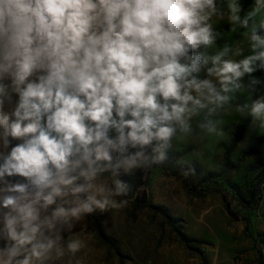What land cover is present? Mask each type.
I'll use <instances>...</instances> for the list:
<instances>
[{"label": "clouds", "instance_id": "clouds-1", "mask_svg": "<svg viewBox=\"0 0 264 264\" xmlns=\"http://www.w3.org/2000/svg\"><path fill=\"white\" fill-rule=\"evenodd\" d=\"M262 12L264 0H0V264L61 259L65 232L128 205L122 175L164 162L194 120L222 136L237 93L256 97L235 107L264 126ZM225 18L247 50L218 45Z\"/></svg>", "mask_w": 264, "mask_h": 264}, {"label": "rangeland", "instance_id": "rangeland-1", "mask_svg": "<svg viewBox=\"0 0 264 264\" xmlns=\"http://www.w3.org/2000/svg\"><path fill=\"white\" fill-rule=\"evenodd\" d=\"M218 4L226 9L227 0ZM213 26L224 33L218 45L240 40L247 50V36L228 30L227 18ZM256 75L264 78V72ZM262 94L264 87L257 93ZM255 98L246 91L235 95L232 106L217 117L222 136L200 130L194 120L193 132L174 139L169 150L168 158L177 166L175 174L151 166L122 175L131 186L128 205L97 210L65 232L61 242L65 255L50 264H260L264 259V126L251 116L244 123L247 112L235 107ZM240 127L241 136L224 168L223 148ZM189 163L195 168H189ZM211 170L216 174L206 176ZM247 191L254 195L249 202ZM70 239L84 245L75 255L66 250Z\"/></svg>", "mask_w": 264, "mask_h": 264}, {"label": "trees", "instance_id": "trees-1", "mask_svg": "<svg viewBox=\"0 0 264 264\" xmlns=\"http://www.w3.org/2000/svg\"><path fill=\"white\" fill-rule=\"evenodd\" d=\"M219 2H220V0H217V3H219ZM241 2L244 4V8H246L252 2V0H241ZM249 118H250V115H248V113H247V116L244 120V123H246L249 120ZM241 129H242V127H240L239 129H237L234 132V134L230 138L229 143L223 148L222 160H223V167L224 168L227 167V160H228V156H229L230 152L233 150L234 146L236 145L237 141L239 140V138L241 136ZM152 166H161L165 169H169V173L172 175L175 174L176 170H177V166L174 164V161L169 159V158H167L162 163L154 164ZM195 166L196 165L194 163L188 164V167L192 168V169L195 168ZM206 174H207L206 176H211V175H214L216 173H215V171L211 170V171H208ZM247 196H248V202L250 200H253V196H254L253 191H247ZM242 204L245 205L246 203L242 202ZM224 206H225L227 213L229 215H232V211L230 210V206H229V203L227 201H225ZM260 264H264V259H260Z\"/></svg>", "mask_w": 264, "mask_h": 264}]
</instances>
